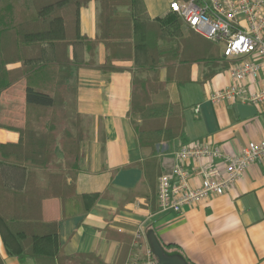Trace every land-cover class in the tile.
Returning a JSON list of instances; mask_svg holds the SVG:
<instances>
[{"label":"trees","instance_id":"trees-1","mask_svg":"<svg viewBox=\"0 0 264 264\" xmlns=\"http://www.w3.org/2000/svg\"><path fill=\"white\" fill-rule=\"evenodd\" d=\"M91 0H0L1 95L25 81V123L15 129L16 142H0V234L9 254L36 264H126L133 237L120 241L116 258L105 262L94 252L67 253L60 239L63 219L87 215L102 192H79L82 144L90 137L79 110L76 71L81 67L105 72L132 73L128 119L143 159L142 187L159 208L156 183L163 170L157 145L178 139L188 142L184 88L192 82V67L202 65V82L228 69L231 60L220 46L194 31L170 12L152 19L144 0H99V34L92 38L80 29V9ZM181 20L180 28L164 27ZM103 43L105 61L96 62ZM131 62L130 67L118 64ZM19 62L16 67L9 64ZM140 188L126 195L133 199ZM57 198L61 216L44 217L43 204ZM123 202V201H122ZM154 231V230H151ZM150 231V232H151ZM171 244L164 245L168 252ZM157 258V257H156ZM0 264H5L0 255Z\"/></svg>","mask_w":264,"mask_h":264},{"label":"crops","instance_id":"crops-1","mask_svg":"<svg viewBox=\"0 0 264 264\" xmlns=\"http://www.w3.org/2000/svg\"><path fill=\"white\" fill-rule=\"evenodd\" d=\"M152 19L162 20L168 13L170 0H144ZM99 0H91L80 9V29L96 38L99 34ZM164 27L165 32L172 25ZM168 33V32H167ZM103 43L97 47L96 62L105 61ZM118 64L131 66L129 61ZM20 63L9 64V67ZM203 66L192 67V82L183 90L188 142L178 139L157 145L163 170L169 172L176 163L175 153L186 144L207 143L238 154L249 141L264 139V104L257 115L242 118L232 101L214 103L211 94L227 86L231 78L227 69L211 80L202 82ZM79 88L78 105L90 137L82 144V172L77 180L79 192H102L93 209L85 216L65 218L60 223V239L67 253L94 252L105 262L115 260L120 241L115 233L133 237L126 264H133L148 246V234L154 230L163 245L171 244L169 253L181 254L190 264H264V160L251 164L243 176L224 194L211 195L202 202L188 205L182 213L161 210L141 188L144 172L138 164L142 151L128 119L131 101L132 73L129 69L105 72L81 67L76 71ZM263 81H254L260 88ZM25 81L12 85L1 95L0 118L21 127L25 123ZM198 108V110H197ZM15 129L0 127V142H16ZM196 160L191 159L192 169ZM194 171V170H193ZM201 176L193 172L191 185L199 186ZM140 194L133 199L126 195L134 189ZM158 191V181L156 183ZM123 201V202H122ZM44 217L61 216L57 198L43 204ZM143 238L134 243V235ZM0 255L5 264H36L31 258L21 261L9 254L0 234Z\"/></svg>","mask_w":264,"mask_h":264},{"label":"built area","instance_id":"built-area-1","mask_svg":"<svg viewBox=\"0 0 264 264\" xmlns=\"http://www.w3.org/2000/svg\"><path fill=\"white\" fill-rule=\"evenodd\" d=\"M169 8L194 31L216 42L221 54L232 61L227 69L231 82L216 89L210 99L214 103L228 100L234 105H263L264 0H170ZM254 81H263V85L255 88ZM175 158L172 170L158 178L159 209L182 213L188 205L224 194L251 164L264 160V139L249 141L238 154L207 143L186 144ZM191 159L197 162L194 169L189 165ZM193 172L201 176L196 187L191 185ZM142 238L138 230L134 243ZM133 264H159L149 243Z\"/></svg>","mask_w":264,"mask_h":264},{"label":"water","instance_id":"water-1","mask_svg":"<svg viewBox=\"0 0 264 264\" xmlns=\"http://www.w3.org/2000/svg\"><path fill=\"white\" fill-rule=\"evenodd\" d=\"M235 109L242 118L254 116L258 113L256 106L241 102L235 104ZM148 240L159 264H190L181 254L167 252L154 231L148 234Z\"/></svg>","mask_w":264,"mask_h":264},{"label":"rangeland","instance_id":"rangeland-1","mask_svg":"<svg viewBox=\"0 0 264 264\" xmlns=\"http://www.w3.org/2000/svg\"><path fill=\"white\" fill-rule=\"evenodd\" d=\"M180 24H181V20L179 19H177V20H175L174 21V24L172 25V28L171 29H167L166 31L168 32V33H171V32H174L175 30H177L178 28H180ZM166 32V33H167ZM229 68V67H228ZM83 124H84V126H85V121H83ZM86 127V126H85Z\"/></svg>","mask_w":264,"mask_h":264}]
</instances>
